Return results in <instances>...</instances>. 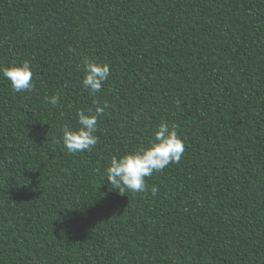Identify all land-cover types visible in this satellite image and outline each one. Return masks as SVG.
I'll list each match as a JSON object with an SVG mask.
<instances>
[{"label":"trees","instance_id":"16d2710c","mask_svg":"<svg viewBox=\"0 0 264 264\" xmlns=\"http://www.w3.org/2000/svg\"><path fill=\"white\" fill-rule=\"evenodd\" d=\"M85 58L110 65L95 96ZM25 60L33 91L0 75V264H264V0H0V68ZM162 121L180 162L119 194L110 159Z\"/></svg>","mask_w":264,"mask_h":264},{"label":"clouds","instance_id":"9594fccd","mask_svg":"<svg viewBox=\"0 0 264 264\" xmlns=\"http://www.w3.org/2000/svg\"><path fill=\"white\" fill-rule=\"evenodd\" d=\"M85 75L83 88L91 96L102 90L104 82L110 76V65L100 63L94 59H84ZM0 75L10 83L16 93L31 92L34 90L33 72L30 62L25 60L20 65L0 68ZM45 102L53 106L59 103L57 96L45 97ZM95 107L86 111L81 109L76 112L79 127L72 129L65 125L62 129L60 142L69 154L92 150L98 143V120L109 107L105 101L101 106L94 101ZM179 104V101H177ZM177 126L161 122L153 130V138L147 147L140 146L135 150L120 156H112L105 170V177L110 187L119 194L126 191L144 193L147 190L146 177L154 172L163 171L170 164L179 163L185 151V145L176 131ZM153 188V195L156 194Z\"/></svg>","mask_w":264,"mask_h":264}]
</instances>
